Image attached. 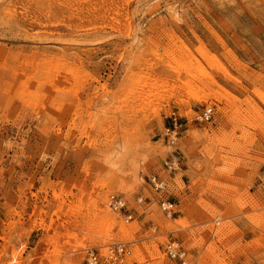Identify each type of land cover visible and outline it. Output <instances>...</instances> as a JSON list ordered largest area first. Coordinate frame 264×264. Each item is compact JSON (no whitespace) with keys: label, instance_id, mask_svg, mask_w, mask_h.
Wrapping results in <instances>:
<instances>
[{"label":"rangeland","instance_id":"374dc122","mask_svg":"<svg viewBox=\"0 0 264 264\" xmlns=\"http://www.w3.org/2000/svg\"><path fill=\"white\" fill-rule=\"evenodd\" d=\"M91 254L264 264V0H0V264Z\"/></svg>","mask_w":264,"mask_h":264},{"label":"built area","instance_id":"2783aa9c","mask_svg":"<svg viewBox=\"0 0 264 264\" xmlns=\"http://www.w3.org/2000/svg\"><path fill=\"white\" fill-rule=\"evenodd\" d=\"M212 114V108L206 107L204 108L200 113L197 114L196 118L198 121H207L210 119ZM173 126L176 127V121L173 118ZM168 131V130H167ZM149 183L151 187L159 192L160 194H163L162 197L159 198L158 204L161 210L167 214L170 215L173 212L174 206H175V197L174 195L178 192V188L175 184H172L170 182H167L166 180L158 177L157 175H150L148 177ZM124 204L120 199L115 200L113 202V207L121 208ZM166 252L170 257H178L181 258L184 254V252L181 250V248L178 246V243L175 241H169L165 245ZM121 246L116 245L115 249L112 250V255L114 253H118L121 251ZM111 255V256H112ZM110 256V257H111ZM96 263V256L94 254H91L88 260V264H95Z\"/></svg>","mask_w":264,"mask_h":264},{"label":"bare ground","instance_id":"6f19581e","mask_svg":"<svg viewBox=\"0 0 264 264\" xmlns=\"http://www.w3.org/2000/svg\"><path fill=\"white\" fill-rule=\"evenodd\" d=\"M121 230H124L123 228H121ZM127 233V232H126Z\"/></svg>","mask_w":264,"mask_h":264}]
</instances>
